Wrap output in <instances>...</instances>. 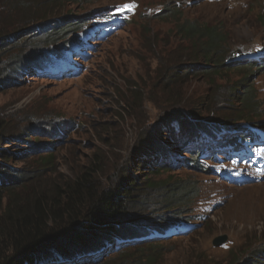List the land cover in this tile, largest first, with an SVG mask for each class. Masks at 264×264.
Segmentation results:
<instances>
[{"label": "rangeland", "instance_id": "374dc122", "mask_svg": "<svg viewBox=\"0 0 264 264\" xmlns=\"http://www.w3.org/2000/svg\"><path fill=\"white\" fill-rule=\"evenodd\" d=\"M24 1L0 0V32L8 28L21 32L22 19L54 14L53 5L48 7L46 2L44 8L36 7L24 16L17 11ZM210 1L66 0L60 14L63 24L53 28L58 34L51 40L67 33L57 43L67 52L54 56L62 64L63 75L62 70L60 77L23 75L20 84L0 90V122L7 133L21 137L0 147L8 152L3 170L22 177L19 196L27 193L28 178L31 186H50L75 179L90 164L106 188L122 173L131 174L139 184L136 199L152 194L148 186L168 177L190 180L199 188L186 220L193 232L137 243L166 242L130 250L133 257L127 264H264L260 255L264 249L263 177L258 176L255 183L229 182L223 177L229 169L254 174L247 165L237 166L221 156L218 161L201 157L204 164L194 170L189 169L186 154L175 157V166L171 157L161 164L138 152L145 134L154 136L161 130L162 141H171L172 133L162 130L169 120L185 122L193 133L212 129L209 134L237 144L249 142L250 130L264 134V0ZM166 10L170 15L160 18ZM78 21L82 27L76 31ZM184 21L225 29L227 45L232 46L229 60L238 62H226L229 70L222 67L216 77L199 72L183 76L186 57L192 52L188 39L176 29ZM71 23L76 26L69 27ZM41 35L18 38L6 57L22 47L33 48L43 40ZM51 42L41 48L48 50ZM239 84L254 90L253 106L239 104L245 91ZM225 118H231L230 122ZM49 142L50 146L45 145ZM29 146L26 156L15 155ZM223 235L226 243L214 247L212 241ZM256 251H261L256 254L259 260Z\"/></svg>", "mask_w": 264, "mask_h": 264}, {"label": "trees", "instance_id": "16d2710c", "mask_svg": "<svg viewBox=\"0 0 264 264\" xmlns=\"http://www.w3.org/2000/svg\"><path fill=\"white\" fill-rule=\"evenodd\" d=\"M46 2L50 3L48 7L53 5L50 10L54 11L53 15L45 13L35 16L34 19L32 17L33 20L22 19L18 24L21 32L18 33L10 28L0 32V90L20 84L23 75L29 78H36V75L49 76L50 70L57 66L54 56L67 51L66 48L57 46L67 33L51 42L53 36L58 34L53 28H59L63 24L60 14L64 10L62 5L67 4L66 0H26L19 3L17 11L28 16L36 7L44 8ZM8 5L14 10L13 6ZM165 12L167 13L160 18L171 13L169 10ZM173 12L177 13V7ZM76 25V31H79L82 22L78 21ZM76 25L71 23L69 27ZM65 28L59 32L60 35ZM176 29L183 38L188 39L192 48L191 54L185 60L183 76L188 77L199 72L216 77L222 67L229 70L230 65L226 67V62H238L229 60L232 46L227 45V32L219 25L184 21L178 23ZM39 33H42L43 40L35 43L33 48L22 47L17 53L6 57L11 46L19 43L18 38L34 37ZM47 42H51L50 48L43 50L41 46ZM238 86L245 88L243 95L239 97V104L253 106L254 90L249 85ZM229 94L234 96L232 91ZM225 120L230 122L231 118ZM162 130L172 133L170 142L162 141L161 130L154 136L145 134L138 152L160 161L161 164L171 157L175 166L178 165L175 157L181 158L186 154L188 156L185 161H188L189 169L194 167V170L199 163L204 164V160L200 161L204 149L212 148L214 141L219 139L208 133L212 129H199L200 132L193 133L188 124L179 120L165 122ZM10 140L20 141L21 137L10 131L7 133V127L0 122V147L12 145L14 142L10 143ZM202 142L206 143V147L201 148ZM39 145L41 144L37 148ZM45 145L50 146L51 142ZM30 150L29 146L27 149H20L15 155L26 156ZM7 154V151L0 148V264H127L129 257H133L129 255L132 252L130 250L139 251L141 248H152L166 242L135 244L178 236L179 234L174 235L173 232L183 226L186 229L191 227L186 220L194 201L199 197V188L194 183H189L190 180L174 181L173 177H168L161 183H151L148 186L152 189V194H140L136 199L134 192L139 184L131 174L122 173L112 186L106 188L97 181L94 166L90 164L75 179L50 186H31L32 182L28 178L27 193L19 196L17 187L22 177L19 179L15 172L12 174L3 170L7 163ZM212 160L216 161V158L213 157ZM157 161L154 163L159 166ZM168 215L173 217L166 218ZM192 232L193 230L189 233ZM49 247L53 249L45 253ZM111 252L114 254L100 261ZM259 252L261 251L255 252V257ZM262 252L260 255L264 259V249ZM260 255L256 257L257 260Z\"/></svg>", "mask_w": 264, "mask_h": 264}, {"label": "water", "instance_id": "95a60500", "mask_svg": "<svg viewBox=\"0 0 264 264\" xmlns=\"http://www.w3.org/2000/svg\"><path fill=\"white\" fill-rule=\"evenodd\" d=\"M226 241H227V236L223 235V236H220V237L215 238L212 241V245L214 247H221L222 245H224L226 243ZM52 249H53V247H49L44 252L47 253V252H49Z\"/></svg>", "mask_w": 264, "mask_h": 264}]
</instances>
